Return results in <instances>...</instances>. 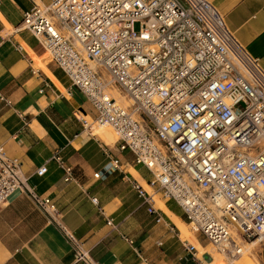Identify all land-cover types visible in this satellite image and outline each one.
<instances>
[{
	"label": "built area",
	"instance_id": "built-area-1",
	"mask_svg": "<svg viewBox=\"0 0 264 264\" xmlns=\"http://www.w3.org/2000/svg\"><path fill=\"white\" fill-rule=\"evenodd\" d=\"M19 30L35 38L91 106L92 123L75 115L82 131L98 138L92 126L109 127L117 151L147 170V184L175 202L194 234L229 263L241 258L244 244L264 241V71L212 3L50 0L26 12ZM109 88L130 104L109 96ZM53 159L71 180L72 168ZM119 166L110 160L94 178ZM46 172L43 165L31 177ZM31 177L0 144V209L15 193L27 196L69 242L75 262L102 264L61 224ZM135 186L159 223L161 211ZM184 248L205 264L193 246Z\"/></svg>",
	"mask_w": 264,
	"mask_h": 264
},
{
	"label": "crops",
	"instance_id": "crops-1",
	"mask_svg": "<svg viewBox=\"0 0 264 264\" xmlns=\"http://www.w3.org/2000/svg\"><path fill=\"white\" fill-rule=\"evenodd\" d=\"M207 1L221 12L236 40L264 71V0ZM49 2L0 0V96L10 103L0 100V144L7 156L21 161L27 177L46 165V174L31 177L30 183L37 194L50 198L61 224L95 261L199 264L185 250L189 244L196 246L205 264H212L211 248L201 245L199 235L187 233L175 202L155 197L159 223L147 213L135 186L151 192L147 170L134 166L130 153L117 151L108 127L92 131L107 147L82 131L75 115L91 120V106L69 88L63 72L45 51L40 52L35 38L19 30L26 12ZM56 156L72 168L71 180L65 181ZM113 159L119 161V168L106 178H94ZM128 160L131 165L123 169ZM0 264L83 263L75 262L69 242L27 196L15 193L0 209ZM234 264H264V241L253 256Z\"/></svg>",
	"mask_w": 264,
	"mask_h": 264
},
{
	"label": "rangeland",
	"instance_id": "rangeland-1",
	"mask_svg": "<svg viewBox=\"0 0 264 264\" xmlns=\"http://www.w3.org/2000/svg\"><path fill=\"white\" fill-rule=\"evenodd\" d=\"M135 29H138V25H135ZM40 52L43 53L44 50L40 47ZM67 80V78H66ZM67 85L69 86V82L67 80ZM78 97L80 98V95L77 94ZM82 103H85V101L80 98ZM86 106V105H85ZM88 108V107H87ZM131 161V160H130ZM129 160L125 163V168L123 169H127L129 167V165H127L128 163L130 164ZM131 165V164H130ZM186 221V220H185ZM186 225H188L187 221H186ZM196 235V234H195ZM198 237V236H197ZM199 242L201 243L202 246H208V248L210 247L211 248V256H213V258L210 260V261H213L212 264H234L235 262H232V263H229L228 260L224 257V255L220 254L212 245H210L206 240H204L201 236H199ZM259 244H257L256 246H253V247H250V246H247V244H244L243 245V250L245 251V255L244 256H241V259L242 258H246L248 256H253V250L256 249V247L258 246ZM247 246V248H246ZM246 248V249H245ZM217 256V257H216ZM199 257V256H198ZM218 257H220L218 260H216ZM200 258V257H199Z\"/></svg>",
	"mask_w": 264,
	"mask_h": 264
},
{
	"label": "bare ground",
	"instance_id": "bare-ground-1",
	"mask_svg": "<svg viewBox=\"0 0 264 264\" xmlns=\"http://www.w3.org/2000/svg\"><path fill=\"white\" fill-rule=\"evenodd\" d=\"M47 54H48V56L50 57V55H49V53L47 52V51H45ZM51 58V57H50ZM52 60V59H51ZM53 61V60H52ZM66 93L67 94H69V95H71V93L69 92V90L67 89V91H66ZM107 93H108V95L109 96H112L113 98H115V99H117V100H120V101H122V103H123V105L124 106H128L129 104H130V102L128 101V100H126V99H124L123 98V96L120 94V92L116 89V88H109L108 89V91H107ZM89 123H92L91 121H92V119L91 120H87ZM109 128V127H108ZM97 128L96 127H94V126H92V131H94V130H96ZM110 129V128H109ZM111 130V129H110ZM112 131V130H111ZM112 133H113V131H112ZM148 185V184H147ZM138 186H140V185H138ZM149 186V185H148ZM141 187V186H140ZM150 187V186H149ZM142 188V187H141ZM143 189V188H142ZM144 190V189H143ZM145 191V190H144ZM146 192V191H145ZM146 193H148V192H146ZM150 196H151V199H152V201H153V203H154V205H155V197L156 196H158V195H156L154 192H153V190L151 189V192L150 193H148ZM160 198V197H159ZM187 233H191V234H193L194 232L190 229V226L189 225H187ZM187 243V242H186ZM258 243L257 242H252V243H247V246H250V247H253V246H256ZM191 246H193V248L196 250V246L195 245H191ZM247 246H246V248H247ZM245 248V249H246ZM222 255V254H221ZM245 255V251L243 250V253H242V256H244ZM220 257H218L216 260H218ZM253 258V257H252Z\"/></svg>",
	"mask_w": 264,
	"mask_h": 264
}]
</instances>
